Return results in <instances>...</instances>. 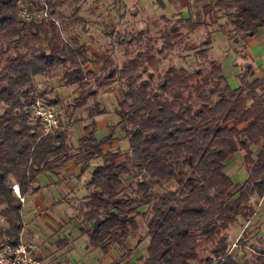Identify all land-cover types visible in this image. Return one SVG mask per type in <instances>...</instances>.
Returning a JSON list of instances; mask_svg holds the SVG:
<instances>
[{
  "label": "trees",
  "instance_id": "trees-1",
  "mask_svg": "<svg viewBox=\"0 0 264 264\" xmlns=\"http://www.w3.org/2000/svg\"><path fill=\"white\" fill-rule=\"evenodd\" d=\"M206 1L204 20L179 15L161 34L157 53L173 50L202 26L217 25L233 40L254 37L264 27V0ZM46 2L50 14L61 3ZM27 3L28 9L42 8L39 0H0V219L6 224L0 226L4 237L0 243L17 244L23 227L22 203L13 185L24 199L38 192L41 173L60 170L70 160L83 171L92 160L102 158L86 184L85 216L92 223L82 228L87 247L107 253L137 232L138 216L149 214V239L139 264H264V259L242 263L237 252H231L226 235L235 221L248 222L254 216L252 198L264 197V94L258 91L262 82L251 66L230 89L221 64L209 56L213 33L209 29L197 47H188L209 66L192 71L169 66L154 84L149 69L157 70L161 61L149 39L144 50L117 66L107 51L90 52L75 38L64 41L52 21H23L19 13ZM220 18L233 26L231 35L217 24ZM142 36L139 32L132 38L141 41ZM58 68L65 83L79 89L75 109L93 98L84 108L89 122L73 153L63 129L42 134L29 113L34 100L42 98L36 94L34 77H50ZM116 78L124 80V88L118 90L125 111L119 113L118 124L129 141L127 153L102 150L111 136L98 141L94 133L95 117L104 110L95 98L97 91L85 88L89 79L101 88ZM238 150L244 151L247 172L241 184L224 170ZM169 183L176 187L152 190ZM260 252L264 255V250Z\"/></svg>",
  "mask_w": 264,
  "mask_h": 264
},
{
  "label": "rangeland",
  "instance_id": "rangeland-1",
  "mask_svg": "<svg viewBox=\"0 0 264 264\" xmlns=\"http://www.w3.org/2000/svg\"><path fill=\"white\" fill-rule=\"evenodd\" d=\"M39 1L61 2L52 15L59 23L58 30L64 41L71 43L75 38L90 52L107 51L117 66L129 57L135 56L138 51L144 50L146 38L149 39L156 50L154 54L161 61L157 70L149 69L153 73L154 84L157 81V75L169 66L183 67L190 71L198 67H208V62L198 59L194 53L195 50H190L188 47L190 45L197 47L204 40L209 29L214 32L211 36V57L220 62L222 73L230 89H234L239 83V73L247 66L242 64V58L238 55L239 50L244 47L243 39L239 38L235 42L233 38H228L223 32L218 31L217 25L199 27L187 36L183 44L176 46L173 50L157 53L162 43L161 34L167 31L171 22L176 21L179 15L191 16L192 20L197 22L204 20L202 7L207 3L206 0L190 2L186 0ZM26 5L29 3L23 7H27ZM217 24L224 26L230 35L235 31L226 18H220ZM139 32L143 34L141 41L132 38ZM182 32H185V29ZM254 38H256V44H261L264 41V33L258 32ZM255 55L262 61L258 60L253 64L255 66L262 64L264 68V48ZM2 65L1 62L0 67ZM85 69L95 72L90 65H86ZM61 73V68H58L50 77L40 74L34 77V83L37 95L46 100L56 101L61 123L59 129L67 133V143L73 153L82 135V127L89 122L84 108L93 102V98H87L86 105L75 109L73 105L77 103L79 89L75 85L66 84ZM141 77L146 78V73L141 74ZM260 77L264 84V77ZM85 88L89 91H97L95 98L101 102L104 110V113L95 117V138L102 141L111 136V142L108 144L112 149L129 152L128 138L118 124L120 115L125 111L118 90L124 88V80L116 78L108 86L100 88L96 87L93 79H89ZM110 89L113 90L110 91ZM258 91L260 92V88ZM110 147L105 145L101 148L105 151ZM243 157L244 151L238 150L226 163L224 169L233 182L238 184L243 183L247 177ZM72 162L75 166L67 164L58 174L41 173L37 178L40 190L21 202L23 209L21 216L26 239L34 240L43 246L53 241L54 243L50 245L53 250L63 243L57 255L60 260L67 262L66 264H139L138 258L146 254L149 239L146 222L149 214L146 217L138 216L137 232L127 238L122 245H112L107 253L87 247V235L82 228H90L92 223L85 216L84 199L88 195L86 184L94 167L102 164V158L92 160L83 171H80L79 165L74 160ZM175 187V183H169L153 186L152 190L160 192ZM251 203L255 209L254 216L248 222L238 219L226 230L229 248L232 253L237 252V258L242 263L244 261L261 262L264 259V255L260 252L264 250V197H254ZM41 206L42 210H40ZM145 209L143 207L139 211L144 213ZM0 226H6L1 219ZM3 238V236L0 237V242ZM127 250H130L131 254L124 255Z\"/></svg>",
  "mask_w": 264,
  "mask_h": 264
},
{
  "label": "built area",
  "instance_id": "built-area-1",
  "mask_svg": "<svg viewBox=\"0 0 264 264\" xmlns=\"http://www.w3.org/2000/svg\"><path fill=\"white\" fill-rule=\"evenodd\" d=\"M42 8L22 7L19 16L25 21H52L57 27L59 23L56 18L48 12V6L42 2ZM31 117L39 122L42 134H48L54 129L60 127L59 107L56 104H49L43 98H36L29 107ZM13 192L19 197L21 202L24 201L21 197L17 185H13ZM38 245L33 241H24L21 238L18 243L12 245L10 243H0V264H44L37 253Z\"/></svg>",
  "mask_w": 264,
  "mask_h": 264
},
{
  "label": "crops",
  "instance_id": "crops-1",
  "mask_svg": "<svg viewBox=\"0 0 264 264\" xmlns=\"http://www.w3.org/2000/svg\"><path fill=\"white\" fill-rule=\"evenodd\" d=\"M258 32L264 33V27L260 28ZM242 39L244 41V47L239 50L238 55H240V57L242 58V64L243 65H245V64L250 65L251 66V70L254 73V77L255 78H258L260 80V78H261L260 76H263L264 77V70H263L264 68H262V64H260L258 66H255L253 63L254 62H257L258 60H261L262 61V59H257L255 54H257L258 51H261V49L264 48V41L261 42V44H256L257 41H256V38H254V37H245V38H242ZM234 41L236 42L237 40H234ZM211 46H210V50H209V56L210 57H211V54H210ZM211 58L214 59L213 57H211ZM214 60H216V59H214ZM216 61H218V60H216ZM241 67H242V65H241ZM245 69H243V71L241 70V72L239 73V75L242 74ZM238 85H239V83L236 85V87ZM260 92H262L264 94V84L260 87ZM103 146H105V145H103ZM107 146L110 147L109 145H107ZM70 162H72V160H70L67 164H71L72 166H75V164L73 162L72 163H70ZM59 171L60 170H54V171H52V173L58 174ZM36 186H38L39 187V190H40V186L38 184H36ZM88 195H89V192H88ZM27 196H31V195L24 196V200H26ZM87 196L85 197L84 202L87 200ZM42 209H43V207L41 206L40 207V210H42ZM21 213H22V211H21ZM25 235H26V232H25L24 225H23L22 230H21V232L19 234V237L22 240H24V241L29 240V241L35 242L34 240H31V239H28V238L26 239ZM50 243L51 244H48L46 246H43L42 244H39V243L37 244L36 243L38 245L37 253L40 256V258L42 259V261L44 262V264H53L54 263L53 261H55V262H62L63 264H66L67 262H65L63 260H60V257L57 255V251H58V249H60V248L63 247L62 246L63 243H60L59 244V247L57 245V248L55 250H53V248H50V245H52V243H54V242L52 241Z\"/></svg>",
  "mask_w": 264,
  "mask_h": 264
}]
</instances>
